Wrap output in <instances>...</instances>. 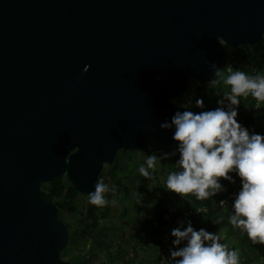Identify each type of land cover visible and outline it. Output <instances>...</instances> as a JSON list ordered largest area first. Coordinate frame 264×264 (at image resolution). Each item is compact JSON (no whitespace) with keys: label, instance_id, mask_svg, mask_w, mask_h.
Returning a JSON list of instances; mask_svg holds the SVG:
<instances>
[{"label":"water","instance_id":"95a60500","mask_svg":"<svg viewBox=\"0 0 264 264\" xmlns=\"http://www.w3.org/2000/svg\"><path fill=\"white\" fill-rule=\"evenodd\" d=\"M263 38L264 0H0V264H74L43 186L88 196L121 150L177 145L175 98Z\"/></svg>","mask_w":264,"mask_h":264},{"label":"clouds","instance_id":"9594fccd","mask_svg":"<svg viewBox=\"0 0 264 264\" xmlns=\"http://www.w3.org/2000/svg\"><path fill=\"white\" fill-rule=\"evenodd\" d=\"M89 68L85 65L81 76ZM210 68L230 86L217 100L218 106L199 112L178 110L170 122L166 119L160 124L161 129H174L172 139L178 143L159 159L179 153L175 163L179 170L168 173L165 188L185 199L194 196L202 201L227 191L221 178L235 184L236 178L230 174L235 173L241 187L235 193L229 223L245 232L253 244L264 245V134L250 131L237 119L241 98L252 97L256 109L264 104V72L251 75L229 67L225 76L216 63ZM196 107L204 109L202 97L196 100ZM159 159L155 153L148 155L139 174L153 178ZM109 192L114 193L115 188L98 180L94 191L88 193V202L98 208L115 206L116 201L107 198ZM171 236L172 245L177 246L169 249L172 264H239V253L221 243V235L205 228L197 230L191 220L179 221Z\"/></svg>","mask_w":264,"mask_h":264},{"label":"rangeland","instance_id":"374dc122","mask_svg":"<svg viewBox=\"0 0 264 264\" xmlns=\"http://www.w3.org/2000/svg\"><path fill=\"white\" fill-rule=\"evenodd\" d=\"M235 48L227 47L228 53V64L229 63H236V55L234 50ZM242 49L239 48L237 51H241ZM244 52H249L250 54L262 53L264 54V38L254 46L246 47L243 49ZM264 62V60H263ZM242 64L247 67H255V62L249 64L247 60L242 61ZM259 70V67H255ZM192 86H198L199 82L192 81ZM206 86V101L204 102V109L197 108L196 104L191 105L184 103L183 101H178V104L187 108L193 112H199L208 109H214L217 105V100L220 96L223 95L222 93L216 92L214 83L210 84H203ZM201 98V97H200ZM199 98V99H200ZM177 102V100H176ZM244 104V106H242ZM253 110V123L250 124L251 129L257 130V128H263L264 130V104L261 105L260 109H256V103L254 107L250 105L249 102H245L241 98V104L239 105V115L237 119L245 117L246 113ZM177 145L172 147H162L159 143H157L154 139L149 138L146 144V147L142 151H127L123 152L120 151L117 155V159L111 165H106L103 169L101 174V180H103L106 184L110 187H114L113 182V174L111 171L113 168L120 166L121 164L126 165L129 167L130 170L133 169L134 160L140 161V165L144 164L145 159L148 155L155 153L159 159V157L165 152H172ZM161 148V149H160ZM176 160L174 163H169L168 166L164 168V161L163 159H159V166L155 171H159V175H153V178L150 179L149 186L145 189L142 186V179L141 176L138 175V170H135L134 173L130 174L128 179L123 177L122 180L124 184H126L129 188L127 194L124 191L119 193L116 192H109L107 198L116 201L115 206H106L104 208H98L88 202V198H78V206L75 212H70L68 210H63L60 212V218L64 220L66 223H74L81 218L89 219V215L87 214L88 206H94L97 209V214L99 217V235L95 239L96 243L90 242L89 239L84 238L82 235V225L81 223H77L75 226L78 229V234L75 238L73 248L65 255V260L72 259L78 257L79 254L84 256L85 264H129V261L132 259V246L131 242L137 238L138 236L147 235L149 238L150 233L152 231H146L142 229H136L134 227L136 221H139L141 227H147L149 225L148 220L154 221L156 220L159 213H168L171 212L173 209H178L180 206L188 207L189 201H194L196 198L194 196H190L191 199H185L181 197L179 194L172 197L177 199V204L170 200V197L167 200H163L161 202L160 199L165 197L164 187L166 185V178L169 172L171 171H178L179 168L175 164L176 161L179 159V153H176ZM115 173H117L118 178L121 176L128 175L129 173L122 172L121 168L115 169ZM134 170V169H133ZM152 171V170H149ZM236 178V182L240 180L238 176H235V173H230ZM158 182V183H157ZM221 183L227 188V191L232 188L235 184L224 180L221 178ZM226 191V192H227ZM112 194V195H111ZM171 194V193H169ZM168 194V195H169ZM218 198V197H217ZM215 198V200L217 199ZM169 199V202H168ZM170 206L171 209L166 210ZM167 207V208H166ZM159 224H161L158 221ZM154 226V225H153ZM164 226V225H161ZM157 234L159 233L158 229H155ZM222 236L221 243L229 245L231 240L225 238L224 232L222 230L212 231ZM160 234V233H159ZM158 234V236H159ZM162 245V239L160 237L152 244L149 245L145 249V244L142 243L139 248V257L137 259V264H148V262H152L153 264H158L157 258L159 257V249ZM182 246V245H181ZM177 246L170 244L168 247V251L170 248H175ZM241 253V252H239ZM241 262L239 264H243L244 260L241 254ZM168 259H170V252L169 255L167 254ZM180 259V258H177ZM79 264V262H78ZM172 264V261H171ZM257 264V263H256ZM260 264V263H259Z\"/></svg>","mask_w":264,"mask_h":264},{"label":"trees","instance_id":"16d2710c","mask_svg":"<svg viewBox=\"0 0 264 264\" xmlns=\"http://www.w3.org/2000/svg\"><path fill=\"white\" fill-rule=\"evenodd\" d=\"M250 47V46H247ZM241 48V51H237V49ZM243 49H246V47H237L234 50H236L235 55H236V63L232 64L229 63L227 64L226 67H224L220 73L223 75H228V68H232L233 71L235 70H242L248 74L251 75H255L258 72H264V54L262 53H256V54H250L249 52H244ZM247 60V62H249V64L255 62L254 66L255 67H259V70H257L255 67L251 68V67H247L245 65L242 64V61ZM218 81V82H217ZM214 83L216 92L218 93H222L224 91V89H226V91H230V86H225L223 84V82L220 80L219 76L216 77V80ZM192 82L188 88V91L181 96H178L175 98V101L177 100V104L178 101H183L184 103H187L188 105H195L196 104V100L199 99L200 97L203 98V101L206 103L208 101H206L207 97H205V89L206 86H204L203 84H199L198 86L194 87L192 86ZM207 85V84H205ZM224 88V89H223ZM243 99V98H242ZM245 102H249L250 105L252 107H254L256 101L252 98L249 97L248 99H243ZM242 106H244V104H242ZM253 115H254V111L251 110L248 113H246L245 117L240 118L238 121L241 122L244 126H247L250 131H252L253 129H251L250 124L253 123ZM263 128H257V130H254L257 133H262L264 134V130H262ZM161 149V148H160ZM128 150H123V152H127ZM117 159V158H116ZM176 160V156H171L169 157V159L164 160V168L166 166H168V164L170 163H174ZM133 169L130 170L128 166L121 164L120 166H117L115 168H113V170L111 171V173L113 174V182L114 183V188H115V192L119 193L121 191H124L125 194L128 193L129 188L126 184H124L122 178L126 177L128 179L129 175L134 173L135 170H138L139 166H140V161H135L134 160V165H133ZM117 168H121L122 172H126L129 173L128 175L125 176H121L120 178H118L117 173H115V169ZM155 175H159L160 172L159 171H155L154 172ZM140 175V174H138ZM141 176V175H140ZM142 179V186L147 189V187L149 186V182L150 179H146L145 177L141 176ZM158 183V182H157ZM166 187V185H165ZM164 187V188H165ZM232 188H230L227 192H221L218 193L216 196L213 197H209L206 200H194V201H190L189 206L191 208H194L197 205H207L210 207H213V205L215 204L216 201L220 200L221 198H224L228 195V192L231 191ZM165 192V197L161 198L159 202L161 201H165L167 200V198L170 197V200L174 203L177 204V199L172 197V194L174 192H170L168 191L166 188L164 189ZM171 193V194H169ZM169 194V195H168ZM112 195V194H111ZM43 196L50 200V201H55L59 204L60 206V212L63 210H68L70 212H75L77 210V206H78V198H88V196H84L82 194H80L76 188H74L66 179L65 176H59L56 177L52 183L50 184H46L43 186ZM174 196H177L176 193H174ZM218 197V198H217ZM215 198H217L215 200ZM188 200L191 199V197L187 198ZM169 202V199H168ZM170 203V202H169ZM167 208V207H166ZM184 206H180L178 209H173L171 212L169 211L168 213H159L156 220L159 221L161 225H166L171 223L176 216L181 213L183 210H185ZM171 209L170 206L166 209ZM87 214L89 215V219H83L81 218L80 220L74 222V223H66L69 227L70 230V241L68 246L64 249V251L62 252V257L65 258V255L71 251V249L73 248V244L75 241V238L78 234V229H76L75 225L77 223H81L82 225V235L84 238H87L90 240V242H95V239L97 238V236L99 235V217L97 214V209L94 206H88L87 208ZM232 214V206L231 207H227L224 208L222 210L219 209H213L211 211V214H207V216H205V218H200V222L203 223V228H205L206 230H208L209 232L211 231H217V230H222L224 232L225 238H227L228 240H231L230 244L227 245L228 248L230 250H236L239 254L242 255L243 257V264H264V245L262 244H253L252 241L248 238L247 234L243 231H241L240 229H236L234 228L230 223H229V215ZM60 216V214H59ZM219 220V223H216V221ZM149 225L147 227H141L139 224V221H136L134 227L136 229H142V230H146V231H152V233H150L149 238L147 235H142V236H138L137 238H135L132 242H131V246H132V259L129 261V264H137V259L139 257V248H141V244L144 243L145 244V249L149 246L152 245L155 241H156V237H157V232H156V227L153 226L152 221L148 220ZM239 258L241 259L240 255ZM70 261H72L74 264H85V258L84 256H82L81 254L78 255V257L72 258V259H68ZM148 264H153L152 262H148Z\"/></svg>","mask_w":264,"mask_h":264},{"label":"built area","instance_id":"2783aa9c","mask_svg":"<svg viewBox=\"0 0 264 264\" xmlns=\"http://www.w3.org/2000/svg\"><path fill=\"white\" fill-rule=\"evenodd\" d=\"M240 185V180L235 183L232 187V190L228 192V195L220 200L216 201L213 207L207 205H197L194 208L187 207L181 213H179L176 218L169 224L164 226H160L157 220H154L152 223L158 229L159 236L157 234L156 240L158 237L162 239V245L159 249V257L157 258L158 264H171V260L168 259L167 254L169 255L168 247L172 243L174 237L171 236V229L178 226V222L182 220H191L193 223L194 228L197 230L203 228V223L200 222V218H205L207 214H211L213 209L222 210L227 207L232 206V202L235 198V193L238 192ZM221 201L223 203H221ZM211 232V231H210ZM241 259L239 258V261ZM241 262V261H240ZM239 262V263H240Z\"/></svg>","mask_w":264,"mask_h":264},{"label":"flooded vegetation","instance_id":"af4514ba","mask_svg":"<svg viewBox=\"0 0 264 264\" xmlns=\"http://www.w3.org/2000/svg\"><path fill=\"white\" fill-rule=\"evenodd\" d=\"M121 151H123V150H121ZM120 153V152H119ZM119 155V154H118Z\"/></svg>","mask_w":264,"mask_h":264}]
</instances>
